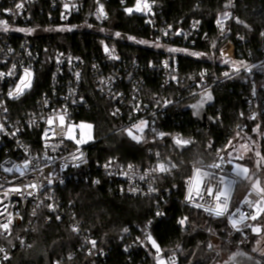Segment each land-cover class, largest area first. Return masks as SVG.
Masks as SVG:
<instances>
[{
	"label": "built area",
	"instance_id": "obj_1",
	"mask_svg": "<svg viewBox=\"0 0 264 264\" xmlns=\"http://www.w3.org/2000/svg\"><path fill=\"white\" fill-rule=\"evenodd\" d=\"M108 1L99 0L106 18L103 16L98 18L100 13L97 0H91L87 6L84 0H0V21H6L9 28L5 32L0 25V73H5L0 77V125L4 128L0 131V213H2L0 224L11 220L7 231L0 228V248L4 249V252H0V264H9L15 252L30 246L28 239H32L37 225L50 224L55 219L59 221L66 219L70 223L71 230L73 226L79 228L78 232H72L81 238V247L92 264H98L99 260L107 256V251L100 248L97 238H94L90 231L76 220L71 212L72 204L66 206L60 197L59 189L67 184H97V181L101 180L100 175H103L109 180L119 182L120 194L133 198L155 199L157 205L163 199V193H170L168 189H163L162 181L171 177L173 170L177 169L173 157L163 158L159 152H156L151 163L144 166L125 164L118 157L98 162L91 156L90 148L100 140L96 139L88 145L76 141L80 138V124L86 123L77 120L76 115L80 110L89 109L83 90L89 81L85 80L87 75L93 79L91 81L101 98L111 104L110 117L115 120H126L125 135L129 140L142 143L146 147H153L163 143L164 139L170 136L162 131L160 125L163 117L175 103L168 98V95L143 98L144 80H132V73L129 71L131 67L127 68L125 62L122 63V59L113 47L104 45L102 48L101 60L105 63L104 67L98 57L85 60L71 51L57 50L52 45V39L47 38L55 34L65 35L77 31L78 28L102 29L110 21ZM121 3L125 4L126 1L121 0ZM149 3L152 6L151 13L127 14L142 16L150 21V24L156 25L159 14L158 12L156 14L157 4L154 0H149ZM17 4L23 6L18 9ZM135 4L136 0L131 8ZM225 12L230 13V16L224 20L222 31L217 20L221 19ZM225 12L220 14L215 22L216 35L219 39L229 36L230 24L236 22L230 8ZM82 15L83 22L71 23ZM55 22L59 23L54 25ZM154 28L155 48L168 55L162 61L164 88L173 86L186 89L187 98H194L190 103L192 104L206 92H214L221 84L237 81L246 85L248 87L246 108L242 114V121L235 127V132L245 136L251 131L250 136H258L261 140L259 147L252 142L253 139L249 141L254 151L257 150L259 153L261 150L264 151V80H256L257 75L263 76L264 72V32L261 34V53L258 57L247 48H244L243 53L238 57L231 41L221 48H218L217 43L214 44L208 53L190 51L185 46L168 43L176 40L184 45L194 42L192 39L197 35L199 23L193 22L187 29L181 27L174 29L171 25ZM16 29L33 31L29 34L27 31ZM165 31L169 34L164 35ZM43 37H46L47 43L41 42ZM118 37L114 35V38ZM237 39L243 44L247 42L245 35H239ZM105 46L109 49L107 53L104 50ZM169 49L178 51H169ZM194 53L202 55H194ZM181 55L211 62L219 66L222 72L220 75L213 71L209 74L202 73L198 79L193 76L189 79L180 77L177 58ZM113 56L118 58L113 59ZM133 66V68L139 67V64L133 63ZM25 68H29L32 73L31 87L18 99H13L8 96V92L15 88ZM44 68L51 70L50 91L44 93L35 105L22 109L23 101L35 88L37 72ZM123 68L126 69L125 73L121 71ZM10 70L13 72L11 76L7 75ZM65 112L64 123L61 125L57 113ZM49 117L53 118L51 126L47 123ZM141 121H146L148 125L138 142L128 134V131H132L133 126ZM160 133L164 135L161 137ZM232 141L233 139L230 138L224 146L212 150L209 157L198 156L191 162L190 175L184 183L180 203L185 208L202 212L207 218L224 221L229 229L226 237L227 246L240 248L253 233V222L262 213L259 204L264 199V195L234 173L233 165L227 159ZM172 148L176 150L173 146ZM25 161L30 162L29 167L24 171V175H21L14 166L22 167ZM161 163L169 168L168 172L152 171ZM213 164H219L220 167H210ZM129 165L132 166L131 169ZM9 168L12 171L6 170ZM196 168L208 172L209 176L199 177L203 199L197 197L195 201H189L186 197L190 188H193L195 196L193 177ZM141 176L145 179H140ZM221 177L224 178L223 184L220 183ZM229 182H231V192L225 215L217 217L204 211V208L209 206L215 207L216 189L222 190ZM31 183H35L37 188L24 187ZM150 186L155 191L149 192ZM205 186L213 188V196L207 195ZM195 203L203 205V208L195 207ZM34 211L35 215H33ZM241 213L244 214L245 219L234 228L229 216L239 219ZM162 214V211H156L157 217ZM251 216H256V219H251ZM92 240L96 241L95 247L91 244ZM139 242L141 243L140 240ZM251 255L256 257L254 254Z\"/></svg>",
	"mask_w": 264,
	"mask_h": 264
},
{
	"label": "trees",
	"instance_id": "obj_2",
	"mask_svg": "<svg viewBox=\"0 0 264 264\" xmlns=\"http://www.w3.org/2000/svg\"><path fill=\"white\" fill-rule=\"evenodd\" d=\"M125 1V4H122L121 0L108 1L110 21L102 29L78 28L77 31L65 35L55 34L47 38L52 39L55 49L71 51L85 60L92 57L101 60L103 46L109 45L116 50L122 63L125 62L127 68L131 67L129 71L132 73V80H144L143 98L168 95V98L173 100L175 104L168 110L160 125L162 131L170 136L165 138L163 143L153 147L134 143L126 137V120L110 117L111 104L97 93L90 75H87L85 80L89 81L83 89L89 109L80 110L76 115L77 120L94 126L96 138L100 141L90 148V152L98 162L118 157L125 164L144 166L151 163L156 152L163 158L173 157L177 169L173 170L171 177L162 181L163 189H168L170 193H163V199L157 205L155 199H140L120 194L118 181L100 175L101 180L97 184L65 185L59 189L60 197L66 206L72 204L71 212L76 220L97 238L100 248L107 251V256L99 260L98 264H157L156 258L161 254H164L165 258L172 256L174 264H213L218 251L214 249L212 237L222 246L232 247L226 243L229 231L227 224L221 220L207 218L198 210L183 207L180 200L184 183L190 175V164L198 156L209 157L212 150L224 146L230 138L234 139L236 136L237 139L248 141L257 137L250 136L251 131L245 136L235 132V127L242 121L246 108L248 87L237 81L219 85L214 90L216 105L209 111L216 119V124H211L209 128L199 126L191 120L190 113L184 112V107L194 100L187 98V90L173 86L164 88L162 84V61L168 55L155 48L154 27L171 25L174 29H187L193 22H198L199 30L192 39L194 42L184 45L176 40L168 43L185 46L190 51L208 53L214 44L217 43L218 48H221L231 41L238 57L244 48L251 49L258 57L261 53V34L264 32V0H154L158 8L156 14L159 13L156 25L150 24L142 16L128 15L125 9L131 8L135 0ZM84 2L87 6L91 0ZM228 8L232 10L236 22L230 24V35L219 39L215 22ZM82 18L83 15L71 23L79 24L83 22ZM57 23L59 22L54 25ZM116 33H120L118 38H114ZM239 35L246 36V44L237 39ZM46 41V37L41 38V42L47 43ZM177 60L180 77L187 79L192 76L198 79L206 72L209 74L213 71L218 75L222 72L219 66L206 60L187 55H181ZM100 63L105 67L102 60ZM133 63L139 64V67L133 68ZM125 70L121 69L123 73ZM50 75L49 68L37 72L35 88L23 101L22 109L35 105L44 93L50 91ZM262 78L263 76L257 75L256 80L260 81ZM173 136L192 137L197 141V146L180 154L172 148L170 140ZM260 156L261 160L264 159L263 150L260 151ZM157 210L163 213L160 217L156 216ZM185 217L186 222L181 225L179 221ZM260 217L253 222V226ZM125 228L128 229L127 232L123 231ZM147 232L157 242L159 254L147 241ZM253 236L252 233L240 248L231 251L227 261L238 252L252 254ZM28 241L30 246L15 252L9 264H92L81 247V238L72 232L66 219H55L50 224L37 225L32 239L29 238ZM256 258L264 264V258Z\"/></svg>",
	"mask_w": 264,
	"mask_h": 264
},
{
	"label": "snow or ice",
	"instance_id": "obj_3",
	"mask_svg": "<svg viewBox=\"0 0 264 264\" xmlns=\"http://www.w3.org/2000/svg\"><path fill=\"white\" fill-rule=\"evenodd\" d=\"M122 2H123V0H122ZM97 3L99 4V0H97ZM22 6H23L22 4H17L16 5V7L18 9L21 8ZM65 7L67 8V5H65ZM226 7H228V6L226 5ZM151 8H152V6L149 3V0H136L135 6L133 8H126L125 11L128 14H132L133 12H141V13L147 14V13H151ZM98 12L100 13L98 18H100V16H103L104 18H106V14L103 12V5L102 4H99ZM229 16H230V13L225 12L223 14V17L221 19L217 20V24L221 27L222 31H223V22H224V20H227L229 18ZM0 25L3 26L2 27L3 31L6 32V31L9 30L6 21H0ZM16 30H18V31H27L29 34L33 31L32 29H27V30L16 29ZM68 30H71V29H68ZM168 34H169L168 31L164 32V35H168ZM177 34H179V33H177ZM115 35L116 36H120V33H116ZM129 39H134V38L133 37H129ZM138 42L139 43H146L145 41H138ZM104 50H105L106 53L109 52V49H108L107 46H105ZM169 51H178V50L177 49H169ZM194 55H202V54L194 53ZM112 58L116 59L118 57H114L113 56ZM225 62L227 63V61H225ZM13 68H15V65H13ZM4 75H5V73H0V77H3ZM7 75L11 76V75H13V72L10 70L7 73ZM225 75H228V73H225ZM31 76H32V73L30 72L29 68H25L24 69V74L19 77V82L16 83L15 88L8 92V96L13 98V99H18L21 95H23L24 92L31 87ZM78 77H79V74L77 73V78ZM211 99H212V96L209 93L201 101L200 105H194L193 107H197V108L198 107H202L203 103L206 100H211ZM5 111H6V109H5ZM113 114L115 115V113H113ZM65 115H66V112L64 114L57 113V116H58V119H59L61 125H63V123H64ZM47 123L51 126L52 123H53V118L49 117L48 120H47ZM146 123H147L146 121H141L140 122L141 125H146ZM133 127L139 128L140 126L139 125H134ZM3 130H4L3 125H0V131H3ZM141 131H142V129H141ZM128 134L130 136H132L133 139L139 141L140 137L133 135L131 130L128 131ZM159 135L162 137L164 134L160 133ZM176 143L177 144L186 145L189 142L188 141H181V140L177 139ZM256 155L259 156L260 153L257 152ZM221 159H223V158H221ZM29 163H30L29 161H25V163L23 164L22 167L21 166H14V167L16 168V170L20 171L21 175H24V171L27 170V168L29 167ZM229 163H231L230 160H229ZM131 167L132 166L129 165V169H131ZM172 167H175V165H172ZM210 167L219 168L220 165L219 164H213V165H210ZM6 170L7 171H12L11 168L6 169ZM152 171H159L161 173H165V172L169 171V168L165 167V165L163 163H161V164L158 165L157 169H153ZM235 171H236V175H245L246 176V174L248 172V169L247 168H242L241 166L237 165L236 168H235ZM208 176H209L208 172L201 171L200 168H196L195 169V176L193 177L195 196L193 195V188H190L188 196L186 197L187 200L195 201L197 197H199L200 199H203L204 194L200 192V180H199V177H208ZM140 179L143 180V179H145V177L141 176ZM98 182L99 181H97V183ZM48 183L49 184L51 183L50 179L48 180ZM220 183L221 184L224 183V178L223 177L220 178ZM258 183L259 182L257 181V184ZM230 184H231V182H229L228 184H225V187L222 190L219 189V188L216 189L214 198H215L217 203L215 204V207L209 206L207 208H204V211L208 212L210 215H215L217 217L225 215V213L228 211V203H229V197H230V192H231ZM24 187L36 189L37 185L35 183H31V184L25 185ZM253 188L256 189V190H259V189H257L256 185H253ZM14 190L15 191H20L21 189H14ZM152 191H155V189H153L150 186L149 187V192H152ZM205 192L207 193L208 196H213V194H214L213 193V188L212 187H208V186H205ZM29 195H32V193H29ZM245 202L247 203L248 201H245ZM194 206L197 207V208H203V205H201L199 203H195ZM49 207H51V205H49ZM237 211H239V209H237ZM0 214H2V213H0ZM33 215H35V211L33 212ZM57 219H59V217H57ZM186 219H187V217H185L184 219L180 220L179 223L181 225H183L185 223ZM229 219L231 220L232 226L234 228H237L238 224H240V223H242L244 221L245 216H244L243 213H241L240 216H239V219H235V218H233L230 215ZM251 219L255 220L256 216H251ZM10 224H11V220L9 219L7 223L0 224V228H3L5 231H7ZM237 230H239V229H237ZM72 231L78 232L79 228L77 226H73L72 227ZM123 231L127 232L128 229L125 228V229H123ZM253 231H259V230L254 228ZM146 239L152 245V247L156 249V252L159 254L160 253V248H159V246L157 245V242L153 239V237H152V235L150 233H146ZM91 244L93 245V247H95L96 241L92 240ZM0 252H4V249L0 248ZM5 259H7L6 255H5ZM158 264H161V260H160L159 257H158Z\"/></svg>",
	"mask_w": 264,
	"mask_h": 264
},
{
	"label": "rangeland",
	"instance_id": "obj_4",
	"mask_svg": "<svg viewBox=\"0 0 264 264\" xmlns=\"http://www.w3.org/2000/svg\"><path fill=\"white\" fill-rule=\"evenodd\" d=\"M261 80H264V72H263V78ZM137 125H139L140 127L139 128L134 127L132 129V133L133 135L140 137L147 129L148 124L146 123V125H141L139 122ZM80 128H81L80 138L76 139L77 142H80V144L82 145H88L96 141L97 138L95 134V129L92 124L81 123ZM237 138H238L237 136L234 137L231 143V149L227 155V159L231 161L235 174H236L235 168L237 165L241 166L242 168H247L248 172L246 176L245 175H237V176L251 186L256 185L257 189H259L258 191H260L264 195V159L261 160V156L256 155V153L259 151L257 150L254 151L252 147L253 145L250 144L248 140L245 139L242 140ZM252 142L258 147L261 144V140L258 136L254 137ZM257 181L259 182L258 184ZM259 206L263 213L264 199L259 204ZM262 213L259 215V217L262 215ZM254 228L258 229L259 231H253L254 243L252 244V249H253L252 254H254V256L256 257L264 258V213L257 221L256 225L253 226V229ZM212 242L214 243L213 244L214 249L218 251L216 255V260H214L213 264H226L227 260L230 258L229 257L231 255L230 252L235 250L236 247L227 248L226 246H222L221 243L217 241L215 237H212ZM161 264H174V259L172 258V256H170L169 258H164L161 260Z\"/></svg>",
	"mask_w": 264,
	"mask_h": 264
},
{
	"label": "water",
	"instance_id": "obj_5",
	"mask_svg": "<svg viewBox=\"0 0 264 264\" xmlns=\"http://www.w3.org/2000/svg\"><path fill=\"white\" fill-rule=\"evenodd\" d=\"M211 94L212 99L206 100L203 103L202 107H193L194 105H200L201 101L204 99V97L207 94ZM216 105V97L214 95L213 91H208L204 95L200 96L198 100L193 102L192 104L185 107L184 112L190 113L192 119L195 123L199 124L203 128H209L211 124L215 125L216 121L215 119L209 114V110L211 108H214ZM179 139L181 141H188L189 143L184 144H177L176 140ZM171 143L173 147L180 153L187 152L197 146V142L193 138H185L180 136H175L171 139ZM111 152L112 149H109ZM160 260L165 258L164 254H161L158 256ZM158 257L156 258V261L158 262ZM226 264H262L261 261L253 257L251 254L245 253V252H238L237 254L233 255L232 258L226 262Z\"/></svg>",
	"mask_w": 264,
	"mask_h": 264
}]
</instances>
